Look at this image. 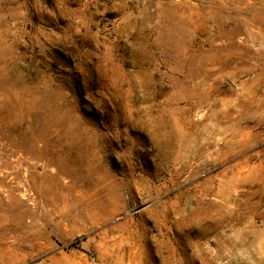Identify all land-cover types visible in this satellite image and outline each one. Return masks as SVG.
<instances>
[{"label":"rangeland","instance_id":"1","mask_svg":"<svg viewBox=\"0 0 264 264\" xmlns=\"http://www.w3.org/2000/svg\"><path fill=\"white\" fill-rule=\"evenodd\" d=\"M0 264H264V0H0Z\"/></svg>","mask_w":264,"mask_h":264},{"label":"trees","instance_id":"2","mask_svg":"<svg viewBox=\"0 0 264 264\" xmlns=\"http://www.w3.org/2000/svg\"><path fill=\"white\" fill-rule=\"evenodd\" d=\"M71 245H73V243H72V244H70L69 246H71Z\"/></svg>","mask_w":264,"mask_h":264}]
</instances>
